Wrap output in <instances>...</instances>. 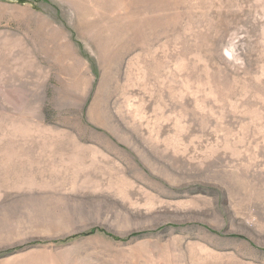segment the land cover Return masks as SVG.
Returning a JSON list of instances; mask_svg holds the SVG:
<instances>
[{"label": "rangeland", "instance_id": "374dc122", "mask_svg": "<svg viewBox=\"0 0 264 264\" xmlns=\"http://www.w3.org/2000/svg\"><path fill=\"white\" fill-rule=\"evenodd\" d=\"M0 1V264H264V0Z\"/></svg>", "mask_w": 264, "mask_h": 264}, {"label": "crops", "instance_id": "0c3cea01", "mask_svg": "<svg viewBox=\"0 0 264 264\" xmlns=\"http://www.w3.org/2000/svg\"><path fill=\"white\" fill-rule=\"evenodd\" d=\"M20 20L19 8L14 9V6L10 3H4L3 7L0 6V65L7 66L10 63V59L14 56L17 57L20 67L31 63H39L36 50L30 46L27 34L22 33L18 27L21 23ZM5 77L8 76L5 75ZM0 83L3 82L0 81ZM18 86H7V89H15ZM16 111L18 114H16L18 116L16 119L18 120L20 119L19 114L24 111L21 109ZM0 160L2 161L0 167L3 169L5 163L4 155H0Z\"/></svg>", "mask_w": 264, "mask_h": 264}]
</instances>
